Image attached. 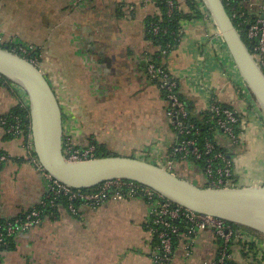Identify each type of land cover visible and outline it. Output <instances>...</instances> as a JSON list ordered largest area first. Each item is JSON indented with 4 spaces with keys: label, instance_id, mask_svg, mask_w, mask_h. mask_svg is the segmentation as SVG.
<instances>
[{
    "label": "crops",
    "instance_id": "crops-1",
    "mask_svg": "<svg viewBox=\"0 0 264 264\" xmlns=\"http://www.w3.org/2000/svg\"><path fill=\"white\" fill-rule=\"evenodd\" d=\"M178 1L188 17L181 19L178 47L164 61L182 96L198 116L212 97L245 107L248 87L207 6L203 0ZM263 2L249 0L248 7L257 13ZM161 13L157 0H0V45L40 52L38 66L62 101L65 136L71 133L80 145H103L114 155L159 163L177 139L167 102L146 70L148 55L158 50L146 37V23ZM15 84L0 81V115L20 105ZM246 117L238 142L224 133L216 141L233 162L238 186H260L264 139L249 132ZM24 142L0 124V155L8 157L0 170V221L27 213L47 192L48 181L28 161ZM175 170L196 184L207 181L205 172L187 160H176ZM151 211L152 204L140 196L109 198L98 208L82 205L78 215L60 205L41 224L15 235L11 248H0V264H155ZM187 240H178L172 264L216 259L220 246L213 231H200L190 253Z\"/></svg>",
    "mask_w": 264,
    "mask_h": 264
},
{
    "label": "built area",
    "instance_id": "built-area-1",
    "mask_svg": "<svg viewBox=\"0 0 264 264\" xmlns=\"http://www.w3.org/2000/svg\"><path fill=\"white\" fill-rule=\"evenodd\" d=\"M165 1L168 5L167 12L172 15L179 8V5L174 0ZM224 3L239 33L247 38L250 47L247 46L253 58L264 72V2L257 13H252L249 9V0H224ZM160 30V26L156 25L155 33H159ZM219 37L223 45H226L220 33ZM169 48L170 45L168 44V47L163 50V54H168ZM11 50L38 65L37 57L32 55L34 50L32 46L18 45ZM146 70L148 75L156 80V84L166 97L167 114L176 132L177 139L171 147L170 155L187 161L202 159L204 154H209L214 146L211 142H207L202 150L195 138L188 137L192 135L194 125L187 123L189 111L186 101L181 98L177 77L173 75L168 66H158L149 58L146 62ZM2 80L5 78L0 73V81ZM244 84L248 87L247 83L244 82ZM15 85L21 91L20 105L23 109L28 110V117H30L28 94L21 86ZM244 90L247 91V89ZM204 112L211 115L226 135L237 142L240 140V136L235 133V126L239 122V110L227 107L212 97L210 105ZM241 113L249 117L247 111ZM254 113L257 114L256 111ZM24 119L25 117L22 115L14 113L0 115V124L8 133L24 137L27 159L45 176L48 187L38 207L31 209L23 216L16 217L14 220L0 223V247H8L10 237L41 224L42 214L48 208L57 207L60 197L68 198L70 201L69 211L78 215L79 209L75 205L76 201H82L84 205L98 208L101 203L109 198L124 199L140 196L152 204V217L148 227L154 238L158 240L157 250L153 252L155 264H172L174 250L178 243L175 242L176 237L180 239L185 236L188 239L187 253H190L191 245L195 242V236L204 230L213 231L217 239L221 238L225 245L219 248L216 259L208 264H225L228 258L234 259L238 264H264L262 261L264 260L262 239L248 227L235 228L233 223L222 218L195 212L170 201L147 186L123 179L109 180L87 189H76L64 184L49 173L39 161L35 153L31 123L28 125ZM64 155L67 160L73 162L94 159L97 158V145L95 143L80 145L70 133V135H64ZM169 157L159 164L172 172H176L175 160ZM217 157L225 165L215 167L213 158L206 159L205 175L208 183L212 187H235L236 180L233 178L234 171L231 161L222 152L218 153ZM7 159L6 155H0V169ZM178 220L186 223V225L176 224L175 221ZM229 244H231V253L227 248Z\"/></svg>",
    "mask_w": 264,
    "mask_h": 264
},
{
    "label": "water",
    "instance_id": "water-1",
    "mask_svg": "<svg viewBox=\"0 0 264 264\" xmlns=\"http://www.w3.org/2000/svg\"><path fill=\"white\" fill-rule=\"evenodd\" d=\"M240 77L264 106V72L236 28L224 0H203ZM0 73L28 94L35 153L44 168L72 188L87 189L113 179L147 186L195 212L264 232V184L201 186L159 163L135 156L97 157L73 162L64 155V118L59 98L44 71L9 45H0Z\"/></svg>",
    "mask_w": 264,
    "mask_h": 264
},
{
    "label": "trees",
    "instance_id": "trees-1",
    "mask_svg": "<svg viewBox=\"0 0 264 264\" xmlns=\"http://www.w3.org/2000/svg\"><path fill=\"white\" fill-rule=\"evenodd\" d=\"M174 1H176L179 5L178 0H174ZM188 2L191 5L194 4L193 0H188ZM157 3L161 8L162 13H161V15L152 16L147 20L146 37H147V39L152 41L155 46L158 47V50L154 55H148V58L151 59L153 62H155L158 66L167 67V64L164 60L170 55V53L173 50H175L178 47L180 40H181V24H180V22H181L182 18H186V17H188V15L184 14L181 11L180 5H179V8H177L172 15H169L167 12V7H168L167 2L165 0H157ZM156 25H159L161 28L159 33H155V31H154V28ZM242 38H243L244 42L250 47V44L248 43L247 38L245 36H242ZM168 44L170 45L169 52H168V54H163V50L168 47ZM14 46H16V45L10 46L11 49ZM39 53L40 52L38 50H33L32 55L39 57ZM4 78L7 79L5 76H4ZM152 80L156 84V80H154V79H152ZM178 89H180V86ZM247 92L250 95L249 96L250 98L253 97L255 100H257L256 96L254 95V93L252 92V90L249 87H248ZM161 93H162L163 97L166 98L162 90H161ZM180 95H181V98L186 101L187 108L189 111V115L187 117V123L194 125V129L192 130V135H189L188 137L195 138L202 150L205 148V145L207 142H211L214 146L212 151L209 154H204V157L202 159H198V160L197 159H190L188 161L191 164H194L197 167H199L204 172H205V166L207 164L206 159H208V158H213L215 167H218L220 165H225V163L223 164L221 159L217 157V154L220 152L224 153L227 156V158L231 161V158L227 155L228 154L227 151L224 149L223 146H221L216 141L217 134L218 133H224L223 130L219 128L218 124L216 123V121L214 119H212V117L209 113L203 111V113H201L199 116L196 115L193 112V107L190 106V103H188L187 100L182 96L181 92H180ZM244 95H246V94H244ZM242 96L243 95H241V97ZM59 101H60V104H61V107L63 110V117H64V109L62 106V101L60 99H59ZM224 105L227 107H230V108H234L232 105H226V104H224ZM12 113L22 115L23 117H25L24 122L27 123L28 125L30 124V117H28V110L23 109L21 107V105H19L16 108V110L13 111ZM238 117H239V122L235 126L236 135H239L241 132L240 124L242 123L241 121L243 120L244 115L241 112H239ZM259 121H261V119H259ZM262 122H264V121H262ZM263 126H264V123H263ZM10 135H13V134H10ZM108 156H115V155L113 153L109 152L105 146L98 145L97 146V157H108ZM169 158L174 159L175 161L181 159L180 157H175V156H171V155ZM231 163H232V169L234 171L233 162L231 161ZM177 174L182 176L183 178H187V175L184 172L178 173V171H177ZM233 178L234 179L236 178L235 172H234ZM198 185L210 186L208 181H206L205 183L199 182ZM238 185H239L238 181L236 180L235 186H238ZM57 203H58L57 207L48 208L42 214V220L46 214L56 212L58 210V208L60 207V205L68 208L70 201L66 197H60ZM75 205L78 209H80L82 207V205H84V204L82 203V201H76ZM36 207H38V206H36ZM23 215L24 214L19 215V216H23ZM19 216H17V217H19ZM15 218L16 217H14L10 220H14ZM7 221H9V220H7ZM7 221H0V223H5ZM175 223L179 224L181 226L186 225V223L184 224L180 220L175 221ZM233 226L235 228L242 227V225H239L236 223H233ZM14 237L15 236L10 237V243H9L8 247H0V248H5V249L11 248L13 245ZM178 240H179V238L176 237L175 242H178ZM217 240H218L220 247L225 246L223 241L221 240V238H218ZM154 243H155V245H157V243H158L157 238H155ZM231 244L227 245V248H228L230 253L232 252ZM262 261H264V260H262ZM225 264H238V263L234 259L228 258L226 260Z\"/></svg>",
    "mask_w": 264,
    "mask_h": 264
},
{
    "label": "rangeland",
    "instance_id": "rangeland-1",
    "mask_svg": "<svg viewBox=\"0 0 264 264\" xmlns=\"http://www.w3.org/2000/svg\"><path fill=\"white\" fill-rule=\"evenodd\" d=\"M217 30V29H216ZM247 101H245L246 106L243 108H239L237 110H239L240 112H244L247 111L249 113V117H246V122H247V126L250 128V133L252 134H256L258 136L263 137L264 139V126L262 121H264V106L260 103V101L257 99L255 100L253 97L252 98H247ZM254 110V111H253ZM257 112V114H255L254 112ZM259 119H261V121H259ZM243 136V134H242ZM229 137V136H228ZM244 137V136H243ZM242 137V138H243ZM231 138V137H229ZM232 139V138H231ZM188 179L192 178L187 176ZM249 228V227H248ZM251 231H253L255 234H257L259 237H261V239L264 241V232L255 230V229H251L249 228Z\"/></svg>",
    "mask_w": 264,
    "mask_h": 264
}]
</instances>
